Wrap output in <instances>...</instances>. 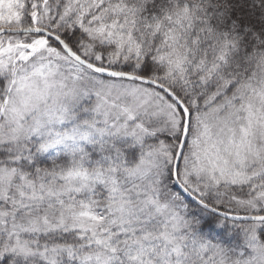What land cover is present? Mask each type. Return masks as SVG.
<instances>
[{
  "label": "snow or ice",
  "instance_id": "snow-or-ice-1",
  "mask_svg": "<svg viewBox=\"0 0 264 264\" xmlns=\"http://www.w3.org/2000/svg\"><path fill=\"white\" fill-rule=\"evenodd\" d=\"M0 264H264V0H0Z\"/></svg>",
  "mask_w": 264,
  "mask_h": 264
}]
</instances>
